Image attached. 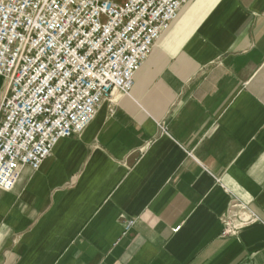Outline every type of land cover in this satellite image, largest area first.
<instances>
[{"label":"crops","instance_id":"crops-1","mask_svg":"<svg viewBox=\"0 0 264 264\" xmlns=\"http://www.w3.org/2000/svg\"><path fill=\"white\" fill-rule=\"evenodd\" d=\"M234 202L257 219L228 233ZM0 264H264V0H187L129 94L0 189Z\"/></svg>","mask_w":264,"mask_h":264},{"label":"built area","instance_id":"built-area-1","mask_svg":"<svg viewBox=\"0 0 264 264\" xmlns=\"http://www.w3.org/2000/svg\"><path fill=\"white\" fill-rule=\"evenodd\" d=\"M186 2L0 0V189H12L25 167L37 170L59 139L81 132L114 90L129 94ZM221 219L234 233L257 217L234 202Z\"/></svg>","mask_w":264,"mask_h":264},{"label":"bare ground","instance_id":"bare-ground-1","mask_svg":"<svg viewBox=\"0 0 264 264\" xmlns=\"http://www.w3.org/2000/svg\"><path fill=\"white\" fill-rule=\"evenodd\" d=\"M117 92H118L117 90L113 91L112 95L110 96L112 100L115 99V97L117 96ZM4 94H5V87H3V93L1 99L3 98Z\"/></svg>","mask_w":264,"mask_h":264},{"label":"rangeland","instance_id":"rangeland-1","mask_svg":"<svg viewBox=\"0 0 264 264\" xmlns=\"http://www.w3.org/2000/svg\"><path fill=\"white\" fill-rule=\"evenodd\" d=\"M3 79L2 77L0 76V102H1V97H2V93H3Z\"/></svg>","mask_w":264,"mask_h":264}]
</instances>
